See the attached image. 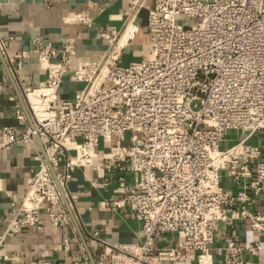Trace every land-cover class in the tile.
Listing matches in <instances>:
<instances>
[{
	"label": "built area",
	"instance_id": "1",
	"mask_svg": "<svg viewBox=\"0 0 264 264\" xmlns=\"http://www.w3.org/2000/svg\"><path fill=\"white\" fill-rule=\"evenodd\" d=\"M127 1L134 15L147 10V55L124 64L138 27L126 42L106 29V60L74 71L71 77L87 86L75 100L59 102L73 46L61 55L38 46L48 78L22 87L31 119L18 109L25 131L0 129V150L18 142L40 149L19 222L38 223L47 203L51 220L64 225L71 216L60 186L71 206L72 171L91 165L104 142L109 151L99 166L118 179L122 198L115 204L142 222L144 241L111 246L99 239L93 264H194L222 223L248 221L264 232V215L242 206L264 193V150L253 142L264 133V0ZM224 176L235 193L225 189ZM170 234L178 236L176 245H159ZM229 248L227 264H250L234 242ZM248 249L258 254L260 246Z\"/></svg>",
	"mask_w": 264,
	"mask_h": 264
},
{
	"label": "crops",
	"instance_id": "2",
	"mask_svg": "<svg viewBox=\"0 0 264 264\" xmlns=\"http://www.w3.org/2000/svg\"><path fill=\"white\" fill-rule=\"evenodd\" d=\"M152 4L153 0H146V6ZM146 23V8L134 15L127 0H0V129L9 126L20 134L25 131L17 119L18 109L25 112L22 87H36L48 78L38 46L56 49L59 55L73 46L58 100H75L87 83L74 80V71L101 65L107 58L110 46L103 31L117 29L126 42L138 27L122 56L127 64L148 53ZM230 137L235 140L238 135L231 133ZM253 142L264 150V133ZM104 151L109 147L101 142L93 163L78 166L71 173L67 191L72 207L69 203L63 206L71 221L56 225L45 203L38 223L31 225L21 224L19 219L26 216L22 209L28 180L39 167L40 149L34 142H18L0 150V264H93L101 250L99 239L111 246L144 241L142 222L128 206L115 204L122 197L116 194L118 179L99 166ZM74 155L70 151V156ZM223 182L226 190L237 191L230 178L224 176ZM242 206L264 215V193ZM96 231L99 238L93 236ZM177 240L176 234H170L159 245L174 246ZM231 242L245 262L264 264V232L257 233L248 221L239 220L233 225L222 223L207 255L194 264H227ZM256 244L260 246L258 254L248 249Z\"/></svg>",
	"mask_w": 264,
	"mask_h": 264
},
{
	"label": "water",
	"instance_id": "3",
	"mask_svg": "<svg viewBox=\"0 0 264 264\" xmlns=\"http://www.w3.org/2000/svg\"><path fill=\"white\" fill-rule=\"evenodd\" d=\"M24 107H25V105H24ZM25 110H26V112L28 113V111H27V109L25 108ZM28 117L30 118V115H29V113H28ZM31 119V118H30ZM54 175H55V173H54ZM55 177H56V175H55ZM60 191H61V193H62V195L64 196V199H65V201H66V203H68L67 202V200H66V196H65V193H64V190L62 189V187L60 186ZM69 205V204H68ZM70 212L72 213V215H73V212H72V210L70 209Z\"/></svg>",
	"mask_w": 264,
	"mask_h": 264
},
{
	"label": "bare ground",
	"instance_id": "4",
	"mask_svg": "<svg viewBox=\"0 0 264 264\" xmlns=\"http://www.w3.org/2000/svg\"><path fill=\"white\" fill-rule=\"evenodd\" d=\"M123 42H124V40H123Z\"/></svg>",
	"mask_w": 264,
	"mask_h": 264
}]
</instances>
